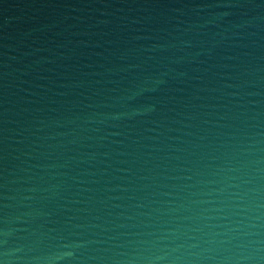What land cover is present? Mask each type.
I'll return each instance as SVG.
<instances>
[{"label": "water", "instance_id": "1", "mask_svg": "<svg viewBox=\"0 0 264 264\" xmlns=\"http://www.w3.org/2000/svg\"><path fill=\"white\" fill-rule=\"evenodd\" d=\"M0 264H264V0H0Z\"/></svg>", "mask_w": 264, "mask_h": 264}]
</instances>
